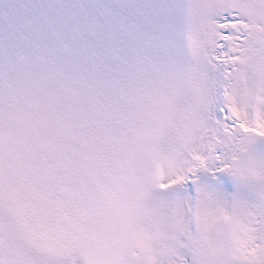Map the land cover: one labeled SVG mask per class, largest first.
I'll list each match as a JSON object with an SVG mask.
<instances>
[{
	"label": "snow or ice",
	"instance_id": "6c2138e0",
	"mask_svg": "<svg viewBox=\"0 0 264 264\" xmlns=\"http://www.w3.org/2000/svg\"><path fill=\"white\" fill-rule=\"evenodd\" d=\"M0 264H264V0H0Z\"/></svg>",
	"mask_w": 264,
	"mask_h": 264
}]
</instances>
